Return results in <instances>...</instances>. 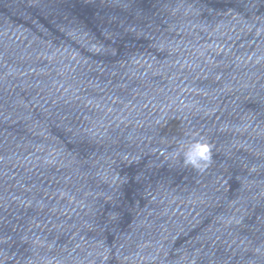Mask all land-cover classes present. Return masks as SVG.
Instances as JSON below:
<instances>
[{"label":"water","instance_id":"obj_1","mask_svg":"<svg viewBox=\"0 0 264 264\" xmlns=\"http://www.w3.org/2000/svg\"><path fill=\"white\" fill-rule=\"evenodd\" d=\"M0 264H264V0H0Z\"/></svg>","mask_w":264,"mask_h":264},{"label":"clouds","instance_id":"obj_2","mask_svg":"<svg viewBox=\"0 0 264 264\" xmlns=\"http://www.w3.org/2000/svg\"><path fill=\"white\" fill-rule=\"evenodd\" d=\"M168 159L202 172L212 163V145L203 137H185L177 142Z\"/></svg>","mask_w":264,"mask_h":264}]
</instances>
